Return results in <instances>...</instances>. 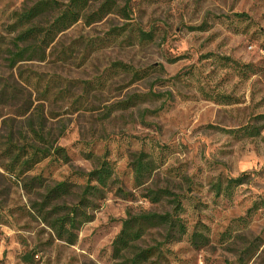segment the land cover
Returning a JSON list of instances; mask_svg holds the SVG:
<instances>
[{
	"label": "rangeland",
	"instance_id": "374dc122",
	"mask_svg": "<svg viewBox=\"0 0 264 264\" xmlns=\"http://www.w3.org/2000/svg\"><path fill=\"white\" fill-rule=\"evenodd\" d=\"M37 1L0 0V264H119L112 244L127 211L173 209L172 196L152 203L135 186L131 162L141 150L159 163L146 186L183 195L189 233L209 228L200 249L189 235L166 243L164 264H264V0H116L99 19L91 13L104 0H92L40 55L13 64L18 16ZM247 126L259 133L245 135ZM33 128L72 160L47 157L18 177L7 149L43 144ZM93 156H107L114 181L69 244L34 208L43 189H25L23 178L73 182L64 201L76 203ZM163 234L152 229L137 244Z\"/></svg>",
	"mask_w": 264,
	"mask_h": 264
},
{
	"label": "trees",
	"instance_id": "16d2710c",
	"mask_svg": "<svg viewBox=\"0 0 264 264\" xmlns=\"http://www.w3.org/2000/svg\"><path fill=\"white\" fill-rule=\"evenodd\" d=\"M91 1L68 0L67 3L62 4L58 0H39L31 7L26 8L18 16V22L23 30L16 36L15 50L10 52L11 62L14 64L18 60L40 55L44 45L50 44L59 33L68 30L86 14ZM115 3L116 0H104L100 8L91 15H96L97 19L102 18L111 11ZM128 4L129 0H125V7ZM48 12L56 13L48 26L34 24L35 20ZM118 65L129 67L122 63ZM243 130L245 135L250 136L259 133L255 126H247ZM226 131L237 133L242 130L230 129ZM33 133L43 144L17 146V152L11 148L7 149L11 158L7 169L11 173L22 177L28 169L47 157H51V161L71 162L72 159L67 149L49 144L42 129L33 128ZM89 157H92L91 154ZM93 157L95 162L93 169L79 172L80 176L85 177V183L77 194L76 203L68 204L64 201L67 197L75 195L77 184L73 182L62 180L47 184L42 174L27 179L23 178L25 189L29 191L35 187L43 189L41 200L35 202L34 208L55 236L69 244H75L81 227L94 219L95 211L107 198L112 181H114L115 170L107 156ZM131 166L135 186L146 189L142 195L152 203L161 202L168 196H172L170 201L173 204V209L164 212L145 209L138 212L127 211V216L122 220L121 230L112 244L113 256L120 260L119 264H164L168 258L164 250L165 244L181 240L185 235H189V240L195 248L200 249L206 246L209 243V237L205 233L209 231V228L205 224L199 223L193 232L189 233L187 224L182 217L183 195L175 194L168 189L146 186L159 166L157 158L151 153L141 150L134 154ZM244 179V177L230 178L227 188L243 183ZM117 191L125 198L131 195L121 186ZM152 229L162 230L164 241L148 247L139 246L137 242L142 240Z\"/></svg>",
	"mask_w": 264,
	"mask_h": 264
}]
</instances>
